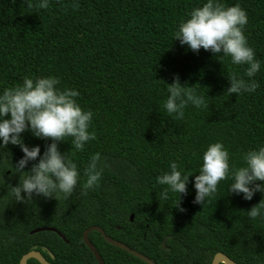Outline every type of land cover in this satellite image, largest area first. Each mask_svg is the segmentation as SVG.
<instances>
[{
  "label": "trees",
  "instance_id": "trees-1",
  "mask_svg": "<svg viewBox=\"0 0 264 264\" xmlns=\"http://www.w3.org/2000/svg\"><path fill=\"white\" fill-rule=\"evenodd\" d=\"M204 2L78 0L74 8L73 0H51L48 9H38L37 0L31 8L27 0H0V93L25 76H55L59 88L80 92L77 100L93 113L89 130L96 136L82 151L71 149L70 137L57 142L80 173L71 196H33L26 203L15 202L7 188L19 182L13 166L23 153L18 145L0 148V264H20L31 252L50 264H100L83 241L93 227L155 264H212L218 254L236 264H264V219L246 212L264 198L261 193L244 200L228 193L226 179L204 205L194 204L190 176L183 211L176 207L178 194L159 197L165 186L156 177L170 171L171 161L198 174L207 146L222 142L230 166L240 167L244 152L264 144V0H219L246 10L244 34L261 62L254 77L260 87L238 96L226 93L227 76L247 80L246 65L220 62L210 51L193 52L174 40L179 23ZM176 75L207 104L189 105L182 120L162 108L166 83ZM22 136L41 153L51 143L30 132ZM93 153H100L104 171L100 186L85 190L84 169ZM40 228L58 233L31 234ZM165 239L170 252L162 248ZM90 241L103 264H146L99 232Z\"/></svg>",
  "mask_w": 264,
  "mask_h": 264
},
{
  "label": "clouds",
  "instance_id": "clouds-1",
  "mask_svg": "<svg viewBox=\"0 0 264 264\" xmlns=\"http://www.w3.org/2000/svg\"><path fill=\"white\" fill-rule=\"evenodd\" d=\"M50 2L37 0L35 7L48 9ZM27 6L33 7L32 0H27ZM72 6L78 7V0H73ZM247 23V12L239 3L225 6L219 0H206L202 6L190 11L173 35L181 46L187 45L193 52L204 49L219 57L220 62L230 58L232 65H246L244 76L247 80L238 74L227 76L230 86L226 93L238 96L244 92L254 93L260 87L254 77L261 69V62L256 59L244 34ZM59 83L55 76H25L21 84L0 93V148L18 145L23 153L13 166L16 173L21 174L19 182L7 186L15 202L26 203L32 201L33 196L55 199L59 194L71 196L77 188L80 173L77 164L68 153L60 151L57 142L70 137L71 149L82 151L96 138L95 132L89 130L93 113L84 110L77 100L80 92L61 89ZM166 84L168 95L162 108L170 117L184 119L189 105L207 107L204 96L197 94L194 86L181 84L178 75L171 84ZM25 132L51 143L46 144L41 153L39 144H25L22 136ZM241 160L242 166H230L229 151L224 144L210 143L203 152L198 174L192 175L175 161L170 162V171L156 177L157 184L165 186L159 197L168 200L170 193L178 194L176 207L183 211L180 200L182 194H187L190 176L195 189L194 204L204 205L217 192L219 182L226 179L230 181L228 193L242 195L248 201L257 192L264 197V144L244 152ZM31 161L36 162L32 163L30 170L24 171ZM103 171L100 153H93L84 169L83 188H98ZM246 212L250 219H264V198Z\"/></svg>",
  "mask_w": 264,
  "mask_h": 264
},
{
  "label": "water",
  "instance_id": "water-1",
  "mask_svg": "<svg viewBox=\"0 0 264 264\" xmlns=\"http://www.w3.org/2000/svg\"><path fill=\"white\" fill-rule=\"evenodd\" d=\"M131 218L133 220L134 217L132 216ZM44 231L58 233L57 230H55L53 228H40V229H37V230H34L33 232H31V234H36V233H40V232H44ZM92 232H99L102 235V237L104 238V240L108 244H110V245H112V246H114L116 248H119V249L129 253L130 255L142 260L144 263H146V264H155L149 258L139 254L138 252H136L134 250H131L130 248H128L124 244L111 240L110 238H108L106 236L105 232L102 229H100L98 227H93V228H90L89 230H87L84 233L83 241L86 244V246L90 249V251L94 254L96 260H98L100 264H103V261H102L100 255H99L98 251L96 250V248L94 247V245L90 241V234ZM167 239H165L163 241L162 248H163L164 251L170 252V249H168V247L166 245ZM31 259H34V260L38 261L40 264H50L39 252H31V253L27 254L26 256H24L22 258L20 264H27L28 261L31 260ZM212 264H236V263L234 261H232L230 258H228L227 256H225L224 254H218V255L215 256Z\"/></svg>",
  "mask_w": 264,
  "mask_h": 264
}]
</instances>
